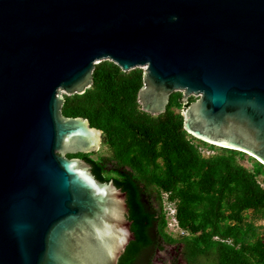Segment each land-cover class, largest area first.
Wrapping results in <instances>:
<instances>
[{
	"label": "water",
	"instance_id": "1",
	"mask_svg": "<svg viewBox=\"0 0 264 264\" xmlns=\"http://www.w3.org/2000/svg\"><path fill=\"white\" fill-rule=\"evenodd\" d=\"M141 68V110L182 92L183 129L264 165V0H0V264H127L125 189L68 154L95 63Z\"/></svg>",
	"mask_w": 264,
	"mask_h": 264
},
{
	"label": "trees",
	"instance_id": "2",
	"mask_svg": "<svg viewBox=\"0 0 264 264\" xmlns=\"http://www.w3.org/2000/svg\"><path fill=\"white\" fill-rule=\"evenodd\" d=\"M142 72L98 61L91 85L81 94H64L62 107L65 115L87 118L90 126L102 131L107 156H68L83 158L103 181L125 189L136 236L127 245V264L149 262L147 252L155 243L150 229L155 226L157 236L183 243L186 264H264L263 225L255 221L264 219V186L258 179L264 176V165L255 161L249 168L240 163L254 159L248 154L189 135L180 109L193 96L184 103L182 92L173 91L164 112L151 115L141 110ZM194 141L218 151L204 156ZM162 192L175 203L178 224L186 234L174 237L165 230Z\"/></svg>",
	"mask_w": 264,
	"mask_h": 264
},
{
	"label": "rangeland",
	"instance_id": "3",
	"mask_svg": "<svg viewBox=\"0 0 264 264\" xmlns=\"http://www.w3.org/2000/svg\"><path fill=\"white\" fill-rule=\"evenodd\" d=\"M194 99L196 98L195 96H193ZM195 143H198L199 145V150L200 152L206 156L208 153H215L216 151H218L217 149H215V151H210L205 145H203L202 143H200L199 141H194ZM109 154V150L107 149V147L103 144L100 145L99 149L94 152L91 157L92 158H96L97 155H102V156H107ZM242 165L247 166L249 168L252 167V165L255 163V159H243V161L240 162ZM259 181L263 184L264 186V176L263 175H259L258 176ZM163 198H164V194L160 193V203H161V207L162 210L165 209V204H163ZM248 215L249 217L253 216V212L252 210H248ZM167 218V217H166ZM256 223L261 224L263 226L260 227V230L262 232V234L264 235V219L263 218H255ZM169 224L165 226V229L167 231H171V227L169 229ZM173 231V230H172ZM172 233V232H169ZM173 233H175V231H173ZM179 234H174L173 236H178ZM171 249L175 250L176 252H179L178 248H177V244H165L164 248L158 249L153 257V261L152 264H168V260H171L170 258V252ZM182 259L180 260L179 263H177L176 261H174L173 264H183V262H181ZM206 260H203V262H205ZM207 264H211L210 261L207 262Z\"/></svg>",
	"mask_w": 264,
	"mask_h": 264
},
{
	"label": "flooded vegetation",
	"instance_id": "4",
	"mask_svg": "<svg viewBox=\"0 0 264 264\" xmlns=\"http://www.w3.org/2000/svg\"><path fill=\"white\" fill-rule=\"evenodd\" d=\"M156 231H157L156 226L154 228L150 229V234L153 235V237L155 238L154 239L155 243L153 244V246L150 247V250L148 249L147 253H151V257H150V260H149V262L147 264H152L154 254H155V252L158 249L164 248L165 244L167 245V244H174V243L177 244V248H178L179 252H176L175 250L171 249V252H170L171 260H168V264H173L174 261L179 263L181 259H182L181 262H183V264H186V261H185V259L183 257V243L181 241H168V240L162 238L160 235L157 236V232ZM144 253H145V251H143V253L141 254V257H140L141 260L143 261V263H144V260H145Z\"/></svg>",
	"mask_w": 264,
	"mask_h": 264
},
{
	"label": "built area",
	"instance_id": "5",
	"mask_svg": "<svg viewBox=\"0 0 264 264\" xmlns=\"http://www.w3.org/2000/svg\"><path fill=\"white\" fill-rule=\"evenodd\" d=\"M162 193L164 194L163 204H165V209H163V212H164V216H165V219H166V223H167V225L169 224V226L171 227V229L173 231H175V233H173V231L169 227V229L171 231H168V232H172V233H170L171 235H174V234H179V235L186 234L187 231L185 229H183L182 227H180V225L178 224V220H177V217H176V206H175V203L168 199V194L166 192H162Z\"/></svg>",
	"mask_w": 264,
	"mask_h": 264
},
{
	"label": "clouds",
	"instance_id": "6",
	"mask_svg": "<svg viewBox=\"0 0 264 264\" xmlns=\"http://www.w3.org/2000/svg\"><path fill=\"white\" fill-rule=\"evenodd\" d=\"M162 208V207H161Z\"/></svg>",
	"mask_w": 264,
	"mask_h": 264
}]
</instances>
